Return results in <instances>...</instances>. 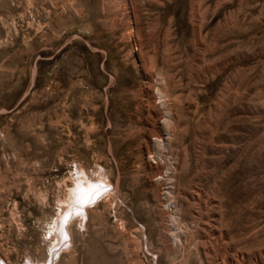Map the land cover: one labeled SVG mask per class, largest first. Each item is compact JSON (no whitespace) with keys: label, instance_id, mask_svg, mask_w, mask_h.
Returning <instances> with one entry per match:
<instances>
[{"label":"rangeland","instance_id":"obj_1","mask_svg":"<svg viewBox=\"0 0 264 264\" xmlns=\"http://www.w3.org/2000/svg\"><path fill=\"white\" fill-rule=\"evenodd\" d=\"M0 258L264 264V0H0Z\"/></svg>","mask_w":264,"mask_h":264},{"label":"bare ground","instance_id":"obj_2","mask_svg":"<svg viewBox=\"0 0 264 264\" xmlns=\"http://www.w3.org/2000/svg\"><path fill=\"white\" fill-rule=\"evenodd\" d=\"M69 233H70L69 231H66V234L65 233L64 234L66 237H68V236L70 237ZM0 262H4V260L2 258H0ZM4 263L7 264L6 262H4Z\"/></svg>","mask_w":264,"mask_h":264}]
</instances>
